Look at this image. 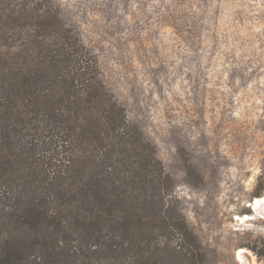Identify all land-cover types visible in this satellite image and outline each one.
I'll return each mask as SVG.
<instances>
[{
  "label": "trees",
  "instance_id": "trees-1",
  "mask_svg": "<svg viewBox=\"0 0 264 264\" xmlns=\"http://www.w3.org/2000/svg\"><path fill=\"white\" fill-rule=\"evenodd\" d=\"M0 264H207L155 144L53 0H0Z\"/></svg>",
  "mask_w": 264,
  "mask_h": 264
},
{
  "label": "rangeland",
  "instance_id": "rangeland-1",
  "mask_svg": "<svg viewBox=\"0 0 264 264\" xmlns=\"http://www.w3.org/2000/svg\"><path fill=\"white\" fill-rule=\"evenodd\" d=\"M53 1L155 144L207 264H264V0Z\"/></svg>",
  "mask_w": 264,
  "mask_h": 264
},
{
  "label": "bare ground",
  "instance_id": "bare-ground-1",
  "mask_svg": "<svg viewBox=\"0 0 264 264\" xmlns=\"http://www.w3.org/2000/svg\"><path fill=\"white\" fill-rule=\"evenodd\" d=\"M259 200V198H258ZM257 200V201H258ZM256 204V203H255ZM258 205V203H257ZM254 206V205H253ZM256 206V205H255ZM258 207V206H256ZM257 209V208H256ZM244 250L242 249H239L237 252H236V256H237V259L238 261L240 262V264H249V262L251 263V260L243 253ZM248 255V254H247Z\"/></svg>",
  "mask_w": 264,
  "mask_h": 264
}]
</instances>
